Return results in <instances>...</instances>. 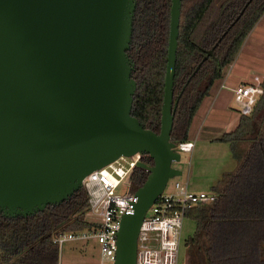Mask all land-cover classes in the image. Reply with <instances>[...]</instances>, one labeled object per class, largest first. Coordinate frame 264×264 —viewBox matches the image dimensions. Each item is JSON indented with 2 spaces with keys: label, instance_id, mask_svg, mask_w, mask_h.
Wrapping results in <instances>:
<instances>
[{
  "label": "water",
  "instance_id": "1",
  "mask_svg": "<svg viewBox=\"0 0 264 264\" xmlns=\"http://www.w3.org/2000/svg\"><path fill=\"white\" fill-rule=\"evenodd\" d=\"M137 3L0 0V213L32 215L69 198L93 169L120 155L149 154L154 164L139 162L150 173L122 217L116 264H136L149 206L182 174L172 165L181 154L171 140L182 0H172L159 132L132 114Z\"/></svg>",
  "mask_w": 264,
  "mask_h": 264
},
{
  "label": "trees",
  "instance_id": "2",
  "mask_svg": "<svg viewBox=\"0 0 264 264\" xmlns=\"http://www.w3.org/2000/svg\"><path fill=\"white\" fill-rule=\"evenodd\" d=\"M171 7L172 0H138L129 50L137 81L132 114L156 132L161 129ZM263 13L264 0H182L174 77L178 105L171 131L176 144L191 140L201 104L215 81L224 78ZM214 140L227 143L237 163L212 185L214 201L185 212L184 217L196 222L186 240L187 264H264V92L251 113H240L236 125ZM142 161L154 164L149 154H143ZM149 173L146 166L135 167L131 189L142 186ZM89 208L88 189L82 185L61 203L32 215L0 213V264L58 262L60 246L53 234L90 227Z\"/></svg>",
  "mask_w": 264,
  "mask_h": 264
},
{
  "label": "built area",
  "instance_id": "3",
  "mask_svg": "<svg viewBox=\"0 0 264 264\" xmlns=\"http://www.w3.org/2000/svg\"><path fill=\"white\" fill-rule=\"evenodd\" d=\"M264 76L254 75L250 81H242L233 87L222 82V87H229L241 104L239 113H251L254 104L264 92ZM179 151H191L194 142L181 141L176 144ZM142 153L120 155L106 165L93 169L82 180L89 193L90 208L86 219L90 227L77 231H65L53 234V241L60 248L65 241L94 239L99 245L98 264H116L118 233L122 217L129 212L136 199L131 189V175L142 161ZM125 181V183H124ZM128 187L120 192L119 189ZM167 186V185H166ZM166 188V187H165ZM165 190V189H164ZM214 191H195L188 182H174V190L163 191L149 206L141 223L137 237L136 264H178L179 245L186 210L210 203L216 199ZM62 264L60 259L56 263Z\"/></svg>",
  "mask_w": 264,
  "mask_h": 264
},
{
  "label": "rangeland",
  "instance_id": "4",
  "mask_svg": "<svg viewBox=\"0 0 264 264\" xmlns=\"http://www.w3.org/2000/svg\"><path fill=\"white\" fill-rule=\"evenodd\" d=\"M256 26L257 31L252 33ZM252 29L235 60L225 69L224 78L215 81L210 94L201 104L190 130L191 141L195 146L191 151H180L181 158L172 162L173 166L183 172L169 179L165 192L174 190V182L177 180L188 182L190 189L195 191H211L212 185L223 172L236 167L237 162L232 158L229 145L214 138L236 125L232 124L241 110V104L235 100L232 91L228 87H222L221 83H238L250 81L254 75L264 76V13ZM209 107L212 110L220 108L223 112H229L227 117L223 115L221 120L216 121L217 124L212 129L209 115H206ZM126 190L127 186L119 189L120 192ZM150 214L151 210L147 212V215ZM195 226L194 219L184 217L178 264H187L186 240L193 234ZM60 261L62 264H98L99 245L94 239L65 241L60 248Z\"/></svg>",
  "mask_w": 264,
  "mask_h": 264
},
{
  "label": "crops",
  "instance_id": "5",
  "mask_svg": "<svg viewBox=\"0 0 264 264\" xmlns=\"http://www.w3.org/2000/svg\"><path fill=\"white\" fill-rule=\"evenodd\" d=\"M257 31V26L256 27H254V29H252V33H255ZM225 78H227V75H226V77ZM239 83V82H238ZM238 83H235V82H231L230 84H227V86H229L230 88L231 87H233V86H235L236 84H238ZM222 84V83H221ZM228 87V88H229ZM229 88V89H230ZM231 90V89H230ZM211 107H209V109H208V112H207V116L209 115V121H210V128L212 129V127H214L216 124H217V122L216 121H218V120H221V117H223V115H225L226 117H227V113H229V112H223V110L222 109H220V108H218V109H211ZM210 113V114H209ZM240 114V113H239ZM239 114L237 115V117L239 118ZM224 116V117H225ZM225 117V118H226ZM238 118L236 119V121L232 124L233 126L235 125V123H237V121H238ZM195 146V145H194ZM183 172V171H182Z\"/></svg>",
  "mask_w": 264,
  "mask_h": 264
}]
</instances>
